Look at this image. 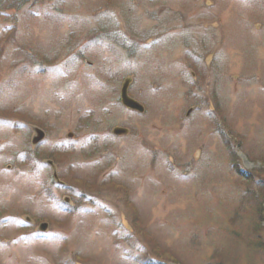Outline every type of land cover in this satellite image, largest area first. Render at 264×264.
<instances>
[{"label": "rangeland", "instance_id": "rangeland-1", "mask_svg": "<svg viewBox=\"0 0 264 264\" xmlns=\"http://www.w3.org/2000/svg\"><path fill=\"white\" fill-rule=\"evenodd\" d=\"M0 5V264H264V0Z\"/></svg>", "mask_w": 264, "mask_h": 264}, {"label": "water", "instance_id": "water-1", "mask_svg": "<svg viewBox=\"0 0 264 264\" xmlns=\"http://www.w3.org/2000/svg\"><path fill=\"white\" fill-rule=\"evenodd\" d=\"M128 86H129V80L127 79L124 86H123V89H122V95H121L122 96V102L124 103L125 106L142 112L144 110V106H142L140 103H138L136 100L132 99L128 95V93H127ZM113 132L117 135H120V134L127 133V129L123 128V127H115ZM46 227H47V225H44L43 228L45 229Z\"/></svg>", "mask_w": 264, "mask_h": 264}, {"label": "trees", "instance_id": "trees-1", "mask_svg": "<svg viewBox=\"0 0 264 264\" xmlns=\"http://www.w3.org/2000/svg\"><path fill=\"white\" fill-rule=\"evenodd\" d=\"M1 1H3V0H1ZM5 2H6V4L7 3H11V6H12V4L14 3V0H5ZM0 7H1V5H0ZM221 38V37H220ZM223 53H226V51H223ZM188 68H191V67H188ZM196 72H198V66H196L195 67V69H194ZM206 77V75L204 74V75H202L201 73L198 75V80H197V82H204L205 81V78ZM204 79V80H203ZM217 79H218V76H216V83H217ZM216 83H215V85H216ZM205 93V92H204ZM205 95V94H204ZM211 96H212V98L214 99V102L216 103V106H215V108H216V110L215 111H217V107L219 106L218 105V100H219V97H218V93L217 92H215V93H212L211 94ZM210 102H212V99L210 98L209 99V97L208 96H206L205 95V100L203 99V97L201 98V99H199V101H198V103H200L199 105L200 106H204V103H205V106H209V104H210ZM214 103V104H215ZM258 192V191H257Z\"/></svg>", "mask_w": 264, "mask_h": 264}, {"label": "flooded vegetation", "instance_id": "flooded-vegetation-1", "mask_svg": "<svg viewBox=\"0 0 264 264\" xmlns=\"http://www.w3.org/2000/svg\"><path fill=\"white\" fill-rule=\"evenodd\" d=\"M193 69L192 68H189V71H192ZM209 71L211 70L212 71V69H208ZM211 73V72H210ZM191 74H193L192 76H193V83L195 84V85H199L201 82H197V80H198V77H196V76H198V74L196 73V71L195 70H193L192 71V73ZM204 74H206V72L204 73ZM196 75V76H195ZM209 81V83H210V80H208ZM208 83V82H207Z\"/></svg>", "mask_w": 264, "mask_h": 264}]
</instances>
